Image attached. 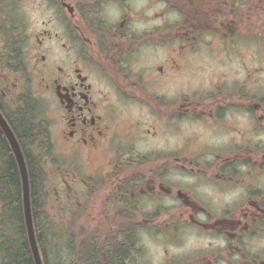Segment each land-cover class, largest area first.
Here are the masks:
<instances>
[{
    "label": "flooded vegetation",
    "instance_id": "1",
    "mask_svg": "<svg viewBox=\"0 0 264 264\" xmlns=\"http://www.w3.org/2000/svg\"><path fill=\"white\" fill-rule=\"evenodd\" d=\"M7 128L66 264H264V0H0Z\"/></svg>",
    "mask_w": 264,
    "mask_h": 264
},
{
    "label": "trees",
    "instance_id": "2",
    "mask_svg": "<svg viewBox=\"0 0 264 264\" xmlns=\"http://www.w3.org/2000/svg\"><path fill=\"white\" fill-rule=\"evenodd\" d=\"M45 180L43 170L37 182L34 174L31 175L35 235L43 264H66V260H51L47 252L53 235L44 193ZM0 264H35L24 227L19 178L12 159L8 160V176L0 190Z\"/></svg>",
    "mask_w": 264,
    "mask_h": 264
},
{
    "label": "water",
    "instance_id": "3",
    "mask_svg": "<svg viewBox=\"0 0 264 264\" xmlns=\"http://www.w3.org/2000/svg\"><path fill=\"white\" fill-rule=\"evenodd\" d=\"M9 132H10V145L16 157V161L19 169L20 182H21L22 211H23L24 226L26 229L28 243L30 246L34 263L43 264L33 228L32 211H31V194H30L29 179H28L26 164L17 141L15 140L11 130H9Z\"/></svg>",
    "mask_w": 264,
    "mask_h": 264
},
{
    "label": "rangeland",
    "instance_id": "4",
    "mask_svg": "<svg viewBox=\"0 0 264 264\" xmlns=\"http://www.w3.org/2000/svg\"><path fill=\"white\" fill-rule=\"evenodd\" d=\"M51 206L54 207L53 204L48 202V212L50 213V220L51 221L53 220L55 222L54 216H53L54 211H53V208ZM57 238H58L57 242H54L53 237L50 239V244L47 247V252H48L51 260H53L55 258H56L55 260H57V259L66 260V254L64 253L63 250L60 249V248H62L63 242L65 243V239H64V237H61L60 235L57 236ZM157 248H158L157 246H153V253H155L154 254L155 260H159V256H158L159 252H158Z\"/></svg>",
    "mask_w": 264,
    "mask_h": 264
}]
</instances>
